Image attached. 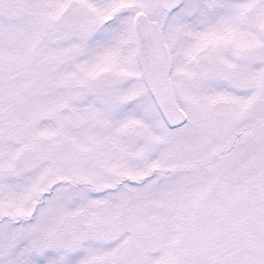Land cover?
<instances>
[{
	"label": "snow or ice",
	"instance_id": "1",
	"mask_svg": "<svg viewBox=\"0 0 264 264\" xmlns=\"http://www.w3.org/2000/svg\"><path fill=\"white\" fill-rule=\"evenodd\" d=\"M0 264H264V0H0Z\"/></svg>",
	"mask_w": 264,
	"mask_h": 264
}]
</instances>
